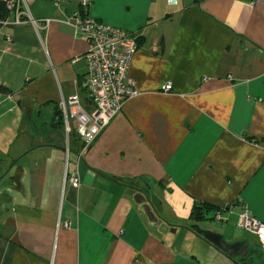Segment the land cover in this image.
<instances>
[{
    "label": "crops",
    "instance_id": "0c3cea01",
    "mask_svg": "<svg viewBox=\"0 0 264 264\" xmlns=\"http://www.w3.org/2000/svg\"><path fill=\"white\" fill-rule=\"evenodd\" d=\"M115 1L86 10L140 37L128 69L139 94L81 157L60 108L74 94L94 107L88 42L65 22L80 5L27 0L36 24L0 30L12 92H0V190H13L0 194V264H264L255 238L222 235L241 243L231 255L198 230L218 213L236 226L245 206L264 222V0H141L124 19ZM145 192L156 223L135 200Z\"/></svg>",
    "mask_w": 264,
    "mask_h": 264
},
{
    "label": "built area",
    "instance_id": "2783aa9c",
    "mask_svg": "<svg viewBox=\"0 0 264 264\" xmlns=\"http://www.w3.org/2000/svg\"><path fill=\"white\" fill-rule=\"evenodd\" d=\"M59 5L62 2H77L81 11H75L71 20L65 21L73 28L74 35L84 38L88 42L86 58L89 69L85 74L82 87L90 93V100L94 104L93 110L87 111L79 94L70 96L60 103L65 120V129L71 131V115L76 119L77 132L81 139L80 157L88 150L91 142L120 112L123 104L129 98L139 94L135 83L128 78V69L134 53L138 48V36L120 27L112 26L92 17L87 8L93 0H47ZM176 4L178 0H168ZM0 4L7 11L6 17H0V30L5 26L18 25L27 21L36 24L27 0H0ZM13 16V18H11ZM164 91L172 90V83L164 85ZM68 144V143H67ZM71 184L80 185L79 173L69 176ZM222 219V214L216 215ZM237 228L251 232L256 243L264 250V222L254 217L247 206L239 214Z\"/></svg>",
    "mask_w": 264,
    "mask_h": 264
},
{
    "label": "rangeland",
    "instance_id": "374dc122",
    "mask_svg": "<svg viewBox=\"0 0 264 264\" xmlns=\"http://www.w3.org/2000/svg\"><path fill=\"white\" fill-rule=\"evenodd\" d=\"M135 2H136V5L132 2H130V0H117L115 2H112V5L116 8L117 16L120 19L135 18V17L139 16V14L141 13V10L138 8L139 5L141 4V0H137ZM71 122L73 123L72 119H71ZM212 218H213V216H212ZM212 218H210V220H208L206 222L201 223V225L204 227L210 228L212 230L220 232V234H222L226 238H228L230 236V230H231L235 234V237H238L239 240L247 239V240H250L253 243H255L254 236L252 235V233L242 231V230H238L235 226L234 220H231L232 226H230L228 228H224L223 226L227 227L228 223H226L225 221L224 222L218 221L215 218L214 219H212ZM232 237H234V236H231L230 238H232Z\"/></svg>",
    "mask_w": 264,
    "mask_h": 264
},
{
    "label": "water",
    "instance_id": "95a60500",
    "mask_svg": "<svg viewBox=\"0 0 264 264\" xmlns=\"http://www.w3.org/2000/svg\"><path fill=\"white\" fill-rule=\"evenodd\" d=\"M3 185V183L0 180V187ZM1 189L0 194L4 193L5 191L9 190L10 196H12V189ZM135 200L138 204H141L143 206V210L149 220L153 222L155 220V212H154V205L155 207L159 208V201L157 200L156 196L154 194L151 195V198L146 194H139L138 198L136 197ZM154 204V205H153ZM156 223V221H154ZM199 234H202L207 240H209L212 244L218 246L219 248L226 251V253L231 255H236L238 249L241 247V243H234V244H228L224 239L222 234L220 232L215 230H203L198 226ZM247 251V248L244 247L240 250V254L244 255Z\"/></svg>",
    "mask_w": 264,
    "mask_h": 264
},
{
    "label": "trees",
    "instance_id": "16d2710c",
    "mask_svg": "<svg viewBox=\"0 0 264 264\" xmlns=\"http://www.w3.org/2000/svg\"><path fill=\"white\" fill-rule=\"evenodd\" d=\"M1 7V6H0ZM0 10H1V8H0ZM4 13L6 14V12L4 11ZM139 38L140 37H138L137 38V40H138V46H139ZM0 92H3V93H7L8 95H10L12 92L11 91H9V88L8 87H6V86H4V85H0ZM197 209H199V210H196V211H194V213L196 214V216L197 217H202V218H209V217H206L205 215H203V213H205V212H207V210H206V207H197ZM201 210H203V211H205V212H200ZM209 212V211H208ZM210 213V212H209Z\"/></svg>",
    "mask_w": 264,
    "mask_h": 264
},
{
    "label": "clouds",
    "instance_id": "9594fccd",
    "mask_svg": "<svg viewBox=\"0 0 264 264\" xmlns=\"http://www.w3.org/2000/svg\"><path fill=\"white\" fill-rule=\"evenodd\" d=\"M0 6L2 7L1 9L2 10H4L3 9V6L0 4ZM1 11V10H0ZM6 12V14L4 13V11H3V13H1L0 14V17H2V16H4V17H6L7 15H8V13H7V11H5ZM0 85H4L5 86V84L1 81V79H0ZM220 214H222V213H220ZM223 216V215H222ZM215 219H217L216 218V216H215ZM223 219V218H222ZM222 219H220V220H222ZM217 220H219V219H217ZM255 238V237H254ZM260 247V246H259ZM261 248V247H260ZM262 249V248H261ZM262 251L264 252V250L262 249Z\"/></svg>",
    "mask_w": 264,
    "mask_h": 264
},
{
    "label": "flooded vegetation",
    "instance_id": "af4514ba",
    "mask_svg": "<svg viewBox=\"0 0 264 264\" xmlns=\"http://www.w3.org/2000/svg\"><path fill=\"white\" fill-rule=\"evenodd\" d=\"M142 193H143V192H142ZM145 194L149 197V199L151 198V195H149L148 192H145ZM153 205H154V204H153ZM154 208H156L155 205H154Z\"/></svg>",
    "mask_w": 264,
    "mask_h": 264
}]
</instances>
